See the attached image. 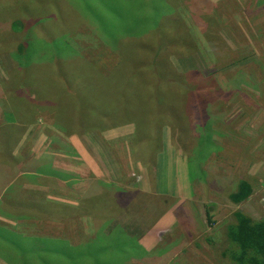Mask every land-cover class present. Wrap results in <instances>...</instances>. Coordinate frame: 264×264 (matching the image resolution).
Instances as JSON below:
<instances>
[{
  "label": "rangeland",
  "instance_id": "obj_1",
  "mask_svg": "<svg viewBox=\"0 0 264 264\" xmlns=\"http://www.w3.org/2000/svg\"><path fill=\"white\" fill-rule=\"evenodd\" d=\"M27 1L0 2V31L12 20L6 6L19 11L31 4L32 15L45 25L42 35L31 24V34L60 44L68 30L72 51L63 57L52 51L41 61L35 57L34 71L23 82L38 79L27 88L15 80L27 60L16 50L18 33L7 53H0V138L5 131L13 143L6 166L21 169L46 155L55 174H21L14 187L0 193V223L75 245L104 224L95 219L98 209L83 205L99 204L110 193L105 190L116 191L121 199L113 200L121 210L104 231L118 226L138 242L144 253L135 264H230L221 251L232 213L264 217V0H167L182 34L169 24L156 32L148 24L143 35L124 34L116 47L98 29L99 21L113 18L107 9L112 6L125 11L131 23L143 7L137 0H85V11L81 0ZM116 23L124 32L122 22ZM203 26L207 35L200 32ZM4 43L0 39V47ZM164 60L174 74L164 73ZM129 78L136 90L125 84ZM154 89L162 91L167 105L156 104ZM197 97L209 103L207 122ZM77 103L82 117L74 128L57 117ZM88 120H95L91 128L82 125ZM10 124L13 128L2 130ZM141 125L145 134L134 136V126L142 130ZM204 134L211 143L200 153L196 148ZM143 137L149 144L142 146ZM153 148L159 156L154 164ZM241 180L252 192L234 204L229 195ZM57 212L62 217L54 221ZM0 264L6 263L0 259Z\"/></svg>",
  "mask_w": 264,
  "mask_h": 264
},
{
  "label": "trees",
  "instance_id": "obj_2",
  "mask_svg": "<svg viewBox=\"0 0 264 264\" xmlns=\"http://www.w3.org/2000/svg\"><path fill=\"white\" fill-rule=\"evenodd\" d=\"M1 1L3 0H0V2ZM8 1L11 2L12 0ZM21 1L24 3H30L27 0ZM84 1L85 0H81L83 10H89V7L83 3ZM165 1L167 0H137L134 4H137L138 8L142 6L143 7L138 12V14L132 18L131 23H127L130 19L126 16L125 11L123 12L122 9H117L111 6L107 8L111 11V14H113V18L110 20L111 22L109 21L108 23H105V19L104 21H99L100 24L98 25V29L103 32L106 31V39H109V43L111 42L110 45H113L115 47L118 45V43L121 42V38L124 39V34H126L128 38L133 35H143L144 26L148 24L152 25L153 28H155V32L160 30L161 24H169V29L177 32V35L179 33L182 34V24L179 23V19L177 20L170 18L169 15L171 14V8ZM139 4L141 5L139 6ZM30 8L31 4L20 6L19 11L16 10V5L13 7L6 6L5 12L12 18V20H10L9 27H5L2 31H0V39H3L5 41L2 47H0V53H7V49L10 47V41L14 43V39L18 38L15 34L18 33L19 35L20 42H17L15 47L17 52L23 54L25 53L24 57L27 60L25 62V65H23L26 67L18 69L19 74L15 77V80L19 81V83L17 84H22L25 88L36 83L34 79H38V76L34 75L32 76V81L30 83L23 82V78L28 73L34 71L31 67V63L34 62L35 57L38 61H41L43 57L47 58L48 56H50V53L52 51H55L57 53V57H63V54H65V52L68 51L69 54L72 51V46L71 44H69L68 30L67 34H65L66 37L64 39H61L62 41H59L60 44H57L53 41L54 43L50 42L51 45H49L50 43L45 42L42 39L39 40L38 37L45 34L43 29L45 25L42 26V22H39L40 20H36V16L32 15L34 13L30 11ZM40 17L41 20H44V18H49V15H41ZM58 19L59 17L56 18L54 16L53 21H59ZM2 21L5 22V20ZM117 21L122 22L121 25L125 29L124 32L117 30V26L118 24H120L116 23ZM31 24L32 26H36V30L38 29L40 32H43V34H38L37 36L31 34L32 31H29L27 29V27L31 26ZM166 32L167 31H164L163 33ZM200 32L203 35H207L206 27L203 26V29L200 30ZM163 38L165 39L162 34V39ZM164 39L163 44L167 42V39ZM205 39L207 40V45L209 46L212 53H215L214 45L211 46V42L208 41L207 38ZM66 40L67 42H65ZM38 44L42 46L39 49L38 47H36ZM165 49H167V45H165ZM40 53H43V55H40ZM66 59L69 58H65V60ZM128 61L129 58H127V62ZM160 66L162 67L165 74L166 72H169L170 74L175 73L172 70L169 62H167L166 60H164L160 64ZM134 75L136 76V74ZM138 77H140V75H138ZM133 80V78H129L128 81L130 82H126L125 84L134 86L133 88L136 90V86L135 83H133ZM137 82L139 84V79L137 80ZM72 84H74L73 81ZM107 86L108 82H105V85L102 88L103 91H100L103 92L101 95L106 93L105 87ZM122 90L126 91L127 89L125 88ZM154 93L157 105H167V98L160 89H154ZM136 95L140 96L139 93ZM102 97L105 96L103 95ZM197 98L199 103V107L197 108L201 111L200 117L201 119L203 118L205 122H207L208 116L206 113H204V111L209 107V103L202 99V97ZM2 99L3 97L0 96V101ZM182 100L185 101V95ZM202 101L204 102L201 104ZM74 106L76 107L71 106V108H68V111L65 114H60L57 118L60 120L61 118L65 120L69 119L72 127L77 128L80 126L82 115L79 113L78 103ZM105 112L107 111H104L102 113V116H105ZM200 117L198 118L200 119ZM94 121L95 120H88L85 123L82 122V125L91 128L89 127V125L92 126L91 123ZM102 121L103 120H101L100 122ZM97 124H99V122ZM56 126L58 127L57 124ZM9 127L13 128V124L6 125L2 130L4 131ZM141 127L142 130H139L137 126H134V136L145 134L146 126L141 125ZM104 129L105 128H103V130ZM77 130H80V128H78ZM4 134L5 135L0 138V156L3 160V163L0 166V193L5 189L10 188L11 186L14 187L15 182H17L18 179L21 178V174L38 173L44 174L45 176L55 175L53 174V172L49 171V168L51 166V159L46 155L41 156L39 159H33L29 161L21 169H16L14 167L9 168L8 166H6L7 162L13 159L10 151L11 145L13 143L6 135L7 133L5 131ZM147 141L145 140V137H143L141 142L142 146H144V143H146ZM148 142L147 144H149ZM210 143L211 142L209 141V137L204 134L201 139L200 146L196 148L198 149L197 152L201 153L204 147H207ZM149 154L151 162L152 164H154L153 160L156 154V150L153 148ZM149 157L145 155V158ZM141 164H144V162ZM91 182L92 184L97 183L96 180H92ZM103 187L109 188V186L107 185H104ZM105 191L110 193L104 194L103 197H100L101 200L99 204L94 203L96 201L94 200L92 203H86L83 205V209L85 210L93 208L95 211L96 209H98L99 215L96 216L95 219L100 220L101 223L104 222L102 226L99 225L97 229L95 228L96 231L94 235L88 236L84 240L79 241L78 244L72 245L63 238H58L55 236L45 237L23 234L21 232H18L16 229H11L8 226L0 223V259L3 260L6 264H135L136 262L142 260L141 256L144 252L141 246L135 239L129 237L118 226L112 227L107 233L104 231L105 228H107V225L109 226L113 223L112 221H109V219L114 214L116 215L119 210H121L119 208V203L113 200L114 196H118V193L116 191ZM251 192L252 188L249 182L241 180L237 185L235 191L229 195V199L234 204H238L247 199L250 196ZM119 199H121V197L118 196L117 200ZM46 205H48V203ZM80 207L81 202L79 204V208ZM55 208L65 209L59 206H55ZM59 212L61 211L59 210ZM59 212H57V214L55 213L56 217L54 218V221L62 217V214L60 215ZM207 213L208 212L206 211L207 221L209 222L210 218H208ZM231 218V221L225 226V245L222 247L221 257L226 259V261L230 264H264V217L255 220L251 216L243 212L235 211L232 213Z\"/></svg>",
  "mask_w": 264,
  "mask_h": 264
},
{
  "label": "crops",
  "instance_id": "obj_3",
  "mask_svg": "<svg viewBox=\"0 0 264 264\" xmlns=\"http://www.w3.org/2000/svg\"><path fill=\"white\" fill-rule=\"evenodd\" d=\"M157 155H158V154H157ZM157 155H156V156H157ZM156 156L154 157V161L156 160V158H158V157H159V156H158V157H156ZM157 161H158V160H157ZM83 162H84V163H87V161H86V160H84ZM175 181H176V179H175Z\"/></svg>",
  "mask_w": 264,
  "mask_h": 264
}]
</instances>
